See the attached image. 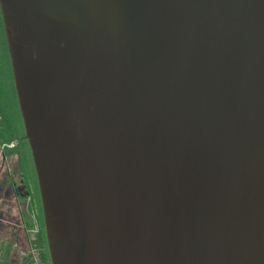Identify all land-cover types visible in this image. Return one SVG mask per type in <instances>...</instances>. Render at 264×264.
Here are the masks:
<instances>
[{
	"label": "water",
	"instance_id": "obj_1",
	"mask_svg": "<svg viewBox=\"0 0 264 264\" xmlns=\"http://www.w3.org/2000/svg\"><path fill=\"white\" fill-rule=\"evenodd\" d=\"M50 264H264V0H0Z\"/></svg>",
	"mask_w": 264,
	"mask_h": 264
},
{
	"label": "crops",
	"instance_id": "obj_2",
	"mask_svg": "<svg viewBox=\"0 0 264 264\" xmlns=\"http://www.w3.org/2000/svg\"><path fill=\"white\" fill-rule=\"evenodd\" d=\"M24 179L18 157L0 146V264H45L38 250V216Z\"/></svg>",
	"mask_w": 264,
	"mask_h": 264
},
{
	"label": "trees",
	"instance_id": "obj_3",
	"mask_svg": "<svg viewBox=\"0 0 264 264\" xmlns=\"http://www.w3.org/2000/svg\"><path fill=\"white\" fill-rule=\"evenodd\" d=\"M23 136L24 131L15 96L11 67L0 18V146L4 147L5 152H8L9 149L20 161L21 169L25 177L24 182L30 189L31 207L37 212L38 216L39 224L36 232L38 242H40V245L38 244V250L42 261L45 264H50L43 230L42 212L35 172L28 144ZM11 144L13 145L10 146ZM9 147L12 148L10 149ZM34 189H36L35 194Z\"/></svg>",
	"mask_w": 264,
	"mask_h": 264
},
{
	"label": "rangeland",
	"instance_id": "obj_4",
	"mask_svg": "<svg viewBox=\"0 0 264 264\" xmlns=\"http://www.w3.org/2000/svg\"><path fill=\"white\" fill-rule=\"evenodd\" d=\"M36 193V189H34V194Z\"/></svg>",
	"mask_w": 264,
	"mask_h": 264
}]
</instances>
